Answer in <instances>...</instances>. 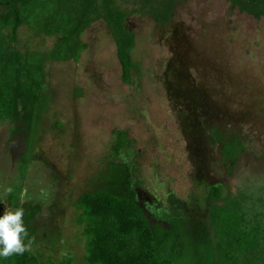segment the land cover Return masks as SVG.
Segmentation results:
<instances>
[{
  "label": "rangeland",
  "instance_id": "374dc122",
  "mask_svg": "<svg viewBox=\"0 0 264 264\" xmlns=\"http://www.w3.org/2000/svg\"><path fill=\"white\" fill-rule=\"evenodd\" d=\"M128 25L136 36L129 83L103 20L84 34L88 48L78 62H42L43 106L25 178L28 132L21 121L0 120V215L14 209L17 197L41 203L37 247L47 264L69 257L86 264L78 198L96 187L115 132L126 130L134 146L123 158L133 165L134 186L170 207L153 223L169 229L174 216L191 243L182 264H214L204 165L225 177L234 194L264 199V16L228 0H178L168 22L134 14ZM55 40L21 26L11 48L24 56L48 51ZM212 129L241 148L230 166L193 153L192 139Z\"/></svg>",
  "mask_w": 264,
  "mask_h": 264
},
{
  "label": "trees",
  "instance_id": "16d2710c",
  "mask_svg": "<svg viewBox=\"0 0 264 264\" xmlns=\"http://www.w3.org/2000/svg\"><path fill=\"white\" fill-rule=\"evenodd\" d=\"M259 19L264 15V0H228ZM178 0H0V120L21 121L28 132L27 148L22 154L25 178L32 140L43 106L42 62H78L88 43L82 39L85 30L103 20L112 31L122 78L131 81L136 63L132 52L136 36L127 28L129 16H148L159 24L168 22ZM27 26L36 36H56L46 52L32 51L23 56L11 48L19 27ZM21 127V126H20ZM18 127L21 130L23 127ZM111 158L99 173L96 187L78 198L80 213L76 223L85 239L86 264H182L191 243L172 222L169 229L153 223L138 201L133 165L119 160V149L128 143L125 131L115 132ZM234 155V154H233ZM234 157V156H233ZM232 157V158H233ZM22 186V184L20 185ZM18 190L22 189L19 187ZM252 195V196H251ZM261 198V199H260ZM211 204L207 216L208 236L214 244V264H264V206L262 197L234 194L229 185H216L209 191ZM15 203L23 208L24 224L36 247L23 255L0 258V264H47L37 247L38 215L42 205L30 200ZM180 213V212H179ZM182 216H186L180 213ZM187 217V216H186ZM38 232V231H37ZM66 264L72 260L65 259ZM52 264V263H51Z\"/></svg>",
  "mask_w": 264,
  "mask_h": 264
},
{
  "label": "flooded vegetation",
  "instance_id": "af4514ba",
  "mask_svg": "<svg viewBox=\"0 0 264 264\" xmlns=\"http://www.w3.org/2000/svg\"><path fill=\"white\" fill-rule=\"evenodd\" d=\"M1 9H2V7L0 6V11H1ZM130 17L131 16H129L126 19L125 25L135 35V32H134L133 28L128 25V21H129V18ZM97 22H100V20L97 21ZM92 26H93V24L90 25L85 30V32L82 35V39H83L84 34ZM108 29H109V27H108ZM109 32L112 35V37L114 38L113 33H112V31L110 29H109ZM116 51H117V47H116ZM121 71H122V68H121ZM212 130H213L212 134H210L208 131H206V132L204 131L201 134V137H199V138L197 137L196 139H194V138L192 139V145L191 146L195 150L193 153H203L204 155L207 156V158H209V159L212 158L215 162L221 163L220 165L223 164L225 167H227L228 165L230 166V164L235 160V155L237 154V152L240 153V149L241 148H235L236 147L235 144H233L232 142H228L227 139H224V137H221V133L219 134L217 131H215V129H212ZM117 131H125L126 134H127V138L129 140L127 144H125L123 147H121L119 149V151H118V153H120L119 160L126 161L129 164H131L128 160H125L123 157L127 153L130 152L129 149L132 146H134V141L129 138V134H128V132L126 130H117ZM114 141H115V135H114ZM114 143L115 142H113L112 152L111 153H115L114 150H113ZM234 153H236V154H234ZM224 161H225V163H224ZM208 165H209L208 167H207V164L204 165L205 171L203 172V174L205 173L204 175L207 177V180H208V182L206 184V186H207V188H206L207 189V192L206 193H207V197L209 199V191H210V189L213 186H216V185H225V184L228 185V184L226 182H224L225 177H220V175H218L215 170H211L210 164H208ZM134 189H135V192H136L138 201L140 203V206L144 209L145 213L149 217H152L151 219H154L153 221H157V220L158 221H161L160 219H163L162 218V215H163L162 213L169 212V210H170L169 209L170 208L169 206H167V205L164 206L163 203L160 202V201H153L152 199L147 200V197L146 196H142L141 195V192H139L136 187ZM172 204H174V201L172 202Z\"/></svg>",
  "mask_w": 264,
  "mask_h": 264
},
{
  "label": "clouds",
  "instance_id": "9594fccd",
  "mask_svg": "<svg viewBox=\"0 0 264 264\" xmlns=\"http://www.w3.org/2000/svg\"><path fill=\"white\" fill-rule=\"evenodd\" d=\"M23 218V208L5 209L0 215V258L32 251L35 237H29Z\"/></svg>",
  "mask_w": 264,
  "mask_h": 264
}]
</instances>
